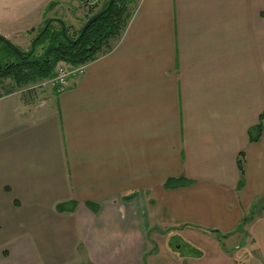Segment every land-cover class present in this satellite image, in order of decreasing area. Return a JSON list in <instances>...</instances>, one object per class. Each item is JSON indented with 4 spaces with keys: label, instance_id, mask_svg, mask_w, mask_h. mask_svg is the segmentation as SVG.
Returning a JSON list of instances; mask_svg holds the SVG:
<instances>
[{
    "label": "crops",
    "instance_id": "obj_1",
    "mask_svg": "<svg viewBox=\"0 0 264 264\" xmlns=\"http://www.w3.org/2000/svg\"><path fill=\"white\" fill-rule=\"evenodd\" d=\"M263 113L264 0H140L65 91L0 96V263L264 264ZM156 227L202 256L151 249Z\"/></svg>",
    "mask_w": 264,
    "mask_h": 264
},
{
    "label": "trees",
    "instance_id": "obj_2",
    "mask_svg": "<svg viewBox=\"0 0 264 264\" xmlns=\"http://www.w3.org/2000/svg\"><path fill=\"white\" fill-rule=\"evenodd\" d=\"M139 2L140 0H114L107 13L93 22L81 35L83 26L74 38L68 35L62 22H60L61 30L52 29L51 24L46 29L47 24L52 22L48 20L44 29L33 40L35 47L31 55L19 56L8 45L0 41L3 45L0 49V82L11 79L16 87H26L53 78L59 62L78 66L98 59L103 53L111 52L122 39ZM108 3L109 0L101 10L105 9ZM67 37L76 42H70ZM39 47H43V52L37 55L36 49ZM263 126L264 113L260 117L258 126L250 132L252 142L260 139ZM244 159L245 156L242 153L238 160L241 177L244 175ZM188 184L190 182L184 179H170L164 186L167 189H173ZM89 207L96 210L97 205L89 204ZM214 232L218 234V231ZM186 247L188 253H192L193 256H202L200 250L188 244Z\"/></svg>",
    "mask_w": 264,
    "mask_h": 264
},
{
    "label": "rangeland",
    "instance_id": "obj_3",
    "mask_svg": "<svg viewBox=\"0 0 264 264\" xmlns=\"http://www.w3.org/2000/svg\"><path fill=\"white\" fill-rule=\"evenodd\" d=\"M107 1L108 0H0V30L4 29V32H10L8 35L4 33V35L1 36L8 39L21 50L28 52L31 49L33 40L40 31L44 29L46 21L52 20V29L61 30L60 22H62L68 35L74 38L84 24H86L93 15L101 11L103 5H105ZM2 46L3 45L0 43V49ZM42 52L43 47L36 49L37 55H40ZM64 67L77 66L67 62H59L55 69V76L60 69ZM55 76L36 84L43 83V85H49L54 80ZM11 86H15V83L11 79L1 81L0 96L6 94ZM256 210H258V207L254 209V212H258ZM151 236L154 237L155 240L154 243L149 245L151 249H158L159 247L162 249L164 248L170 253H178L180 257L183 253L187 252L183 229L156 227L152 230ZM218 240H221L223 247L228 249L229 247L231 248L239 245L242 242V237L236 235L226 241L219 235ZM12 255L13 257L10 259V262H12L11 264H31L28 259H21L22 254L14 253ZM63 261L67 262V264L87 263L84 261L83 255L81 259H64ZM33 263L35 262L33 261Z\"/></svg>",
    "mask_w": 264,
    "mask_h": 264
},
{
    "label": "built area",
    "instance_id": "obj_4",
    "mask_svg": "<svg viewBox=\"0 0 264 264\" xmlns=\"http://www.w3.org/2000/svg\"><path fill=\"white\" fill-rule=\"evenodd\" d=\"M86 65L87 64H83L77 67H64L60 69L54 80L51 82L56 86L58 93L65 91L70 78L83 75Z\"/></svg>",
    "mask_w": 264,
    "mask_h": 264
},
{
    "label": "water",
    "instance_id": "obj_5",
    "mask_svg": "<svg viewBox=\"0 0 264 264\" xmlns=\"http://www.w3.org/2000/svg\"><path fill=\"white\" fill-rule=\"evenodd\" d=\"M114 0H109V3L107 5V7L101 11H99L98 13H96L95 15H93L84 25L81 35L87 30V28L93 23L95 22L98 18H100L101 16H103L105 13H107L112 4H113ZM50 23L47 24L46 29L48 28ZM65 36H67L65 34ZM67 39L72 42L75 43L76 41H71L68 37ZM0 41H2L3 43H5L6 45H8L15 53H17L19 56H24V55H31L32 52L34 51V47H35V42L32 43V47H31V51L29 52H25L23 50H21L20 48H18L17 46H15L12 42H10L8 39H6L5 37L0 35Z\"/></svg>",
    "mask_w": 264,
    "mask_h": 264
},
{
    "label": "flooded vegetation",
    "instance_id": "obj_6",
    "mask_svg": "<svg viewBox=\"0 0 264 264\" xmlns=\"http://www.w3.org/2000/svg\"><path fill=\"white\" fill-rule=\"evenodd\" d=\"M88 1H90V0H88ZM51 23H52V22H51ZM51 23H50V24H51Z\"/></svg>",
    "mask_w": 264,
    "mask_h": 264
}]
</instances>
